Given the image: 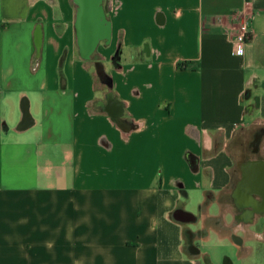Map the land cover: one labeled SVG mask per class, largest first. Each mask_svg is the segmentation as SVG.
Here are the masks:
<instances>
[{"label": "crops", "instance_id": "0c3cea01", "mask_svg": "<svg viewBox=\"0 0 264 264\" xmlns=\"http://www.w3.org/2000/svg\"><path fill=\"white\" fill-rule=\"evenodd\" d=\"M85 1L0 0V264H264V0Z\"/></svg>", "mask_w": 264, "mask_h": 264}, {"label": "water", "instance_id": "95a60500", "mask_svg": "<svg viewBox=\"0 0 264 264\" xmlns=\"http://www.w3.org/2000/svg\"><path fill=\"white\" fill-rule=\"evenodd\" d=\"M98 0H86L84 2V9L85 11L88 9L91 13L87 16L86 12L80 15L79 24L81 25V32L82 35L79 37V46L81 49V54L85 58H89L95 49L97 48L98 44L102 40L109 41L110 39V30L103 29L97 30L96 26L99 24L98 16L99 11L97 8Z\"/></svg>", "mask_w": 264, "mask_h": 264}, {"label": "built area", "instance_id": "2783aa9c", "mask_svg": "<svg viewBox=\"0 0 264 264\" xmlns=\"http://www.w3.org/2000/svg\"><path fill=\"white\" fill-rule=\"evenodd\" d=\"M241 22L239 24L237 33L232 39V52L237 57L244 56L246 45L250 40L252 30L250 28V15L243 12L241 15Z\"/></svg>", "mask_w": 264, "mask_h": 264}, {"label": "rangeland", "instance_id": "374dc122", "mask_svg": "<svg viewBox=\"0 0 264 264\" xmlns=\"http://www.w3.org/2000/svg\"><path fill=\"white\" fill-rule=\"evenodd\" d=\"M257 130L258 131H256V130L247 131L246 134H245V136L248 137V140H251L252 139V136H255L256 132L257 133L259 132L260 134H262L263 137H262V140H261V146H260L261 148L260 149L264 151V127H261V128H259ZM241 155H242V153H241ZM259 157L261 159H264V156H262V155H260Z\"/></svg>", "mask_w": 264, "mask_h": 264}, {"label": "trees", "instance_id": "16d2710c", "mask_svg": "<svg viewBox=\"0 0 264 264\" xmlns=\"http://www.w3.org/2000/svg\"><path fill=\"white\" fill-rule=\"evenodd\" d=\"M119 59V53H117V55L114 57L113 59V63L116 65Z\"/></svg>", "mask_w": 264, "mask_h": 264}, {"label": "flooded vegetation", "instance_id": "af4514ba", "mask_svg": "<svg viewBox=\"0 0 264 264\" xmlns=\"http://www.w3.org/2000/svg\"><path fill=\"white\" fill-rule=\"evenodd\" d=\"M256 185H257V183H256Z\"/></svg>", "mask_w": 264, "mask_h": 264}]
</instances>
